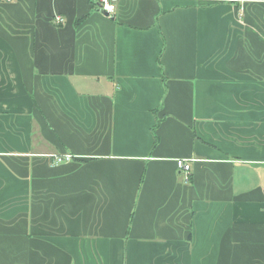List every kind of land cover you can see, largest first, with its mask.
<instances>
[{"label":"crops","instance_id":"1","mask_svg":"<svg viewBox=\"0 0 264 264\" xmlns=\"http://www.w3.org/2000/svg\"><path fill=\"white\" fill-rule=\"evenodd\" d=\"M115 6L0 0V264H264V0Z\"/></svg>","mask_w":264,"mask_h":264},{"label":"built area","instance_id":"2","mask_svg":"<svg viewBox=\"0 0 264 264\" xmlns=\"http://www.w3.org/2000/svg\"><path fill=\"white\" fill-rule=\"evenodd\" d=\"M99 1V8L101 11L106 12L108 15H113L116 10V1L117 0H98ZM53 23L55 25H62L64 23L63 17L56 15L53 18ZM72 156L69 154L65 155H53L52 156V163L54 165H59L63 162H69L72 160ZM177 169L184 174V179L189 181V173H190V162L185 159H178L176 160Z\"/></svg>","mask_w":264,"mask_h":264},{"label":"water","instance_id":"3","mask_svg":"<svg viewBox=\"0 0 264 264\" xmlns=\"http://www.w3.org/2000/svg\"><path fill=\"white\" fill-rule=\"evenodd\" d=\"M106 16H108V14L106 12H104Z\"/></svg>","mask_w":264,"mask_h":264}]
</instances>
